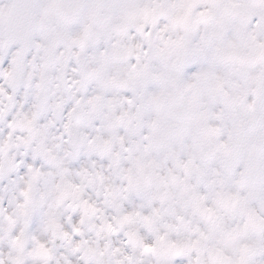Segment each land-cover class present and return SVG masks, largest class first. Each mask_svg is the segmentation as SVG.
<instances>
[{"label":"snow or ice","instance_id":"1","mask_svg":"<svg viewBox=\"0 0 264 264\" xmlns=\"http://www.w3.org/2000/svg\"><path fill=\"white\" fill-rule=\"evenodd\" d=\"M0 264H264V0H0Z\"/></svg>","mask_w":264,"mask_h":264}]
</instances>
